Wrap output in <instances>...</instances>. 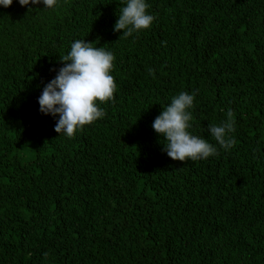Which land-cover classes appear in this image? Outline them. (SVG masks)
Returning <instances> with one entry per match:
<instances>
[{
    "label": "trees",
    "instance_id": "obj_1",
    "mask_svg": "<svg viewBox=\"0 0 264 264\" xmlns=\"http://www.w3.org/2000/svg\"><path fill=\"white\" fill-rule=\"evenodd\" d=\"M146 3L151 28L120 41L125 0L0 6V264H264V0ZM75 40L114 55L117 90L59 138L38 97ZM181 92L207 160H172L152 128ZM229 109L226 151L208 127Z\"/></svg>",
    "mask_w": 264,
    "mask_h": 264
},
{
    "label": "clouds",
    "instance_id": "obj_2",
    "mask_svg": "<svg viewBox=\"0 0 264 264\" xmlns=\"http://www.w3.org/2000/svg\"><path fill=\"white\" fill-rule=\"evenodd\" d=\"M22 7L44 5V9L57 6L58 0H18ZM13 0H0V6L10 8ZM146 0H125V6L118 10V19L114 25L116 33L123 32L121 39L131 37L133 33L151 28L154 16L148 14ZM38 9V8H37ZM33 9L29 8V12ZM86 40H75L70 52L60 57L63 64L56 76L48 82L38 97L40 112L43 115L58 117L54 127L59 133L74 138L78 130L92 125L102 119L106 113L98 107L114 101L117 85L111 75L114 68V55L105 47H94ZM55 71V69H53ZM154 77V71L149 69ZM195 94L181 92L174 96L170 105L163 107L162 112L152 124L155 133L162 137L163 151L174 161L207 160L218 154L217 147L208 140L189 132L193 119L189 111L194 105ZM227 119L219 125L213 123L208 127L210 136L224 150L231 149L236 140L231 135L235 131L234 113L227 112ZM47 257V253H45Z\"/></svg>",
    "mask_w": 264,
    "mask_h": 264
}]
</instances>
